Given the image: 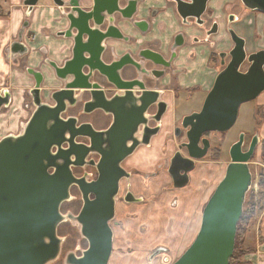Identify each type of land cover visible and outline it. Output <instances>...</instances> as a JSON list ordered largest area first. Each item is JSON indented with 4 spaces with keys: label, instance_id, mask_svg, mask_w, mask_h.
<instances>
[{
    "label": "water",
    "instance_id": "obj_1",
    "mask_svg": "<svg viewBox=\"0 0 264 264\" xmlns=\"http://www.w3.org/2000/svg\"><path fill=\"white\" fill-rule=\"evenodd\" d=\"M86 1L52 0L64 8L67 23L58 35L72 41L69 59L61 64L45 59L62 86L51 91L49 101H45L43 74L28 68L34 78L28 94L33 111L17 135L0 138V264H49L57 260L63 244L57 231L65 221L77 223L86 247L80 255L66 253L64 264H108L119 183L129 175L121 164L138 146H148L160 130V125L149 127L147 122L151 117L159 122L166 104L158 100L159 92L145 88L141 72L148 73L141 68V61L162 68H167L169 61L150 49H126L116 55L113 47L104 45L109 39L129 41L117 21L145 31L146 21L134 17L140 0H89L91 4L82 7ZM37 2L23 0L28 10ZM206 2L175 0L183 20H197ZM240 2L246 9L264 14V0ZM229 33L233 42L229 61L216 75L201 108L182 118L187 141L181 147H185L188 158L176 152L170 161L175 167L168 169L169 174L174 178L180 170L177 163L188 162L175 187L187 182L193 159L206 155L210 143L203 135L228 131L237 120L240 105L264 92V49L247 55L245 40L231 29ZM180 38L178 35L170 48L171 58L182 45ZM26 50L20 38L11 46V52ZM125 70L129 78L123 76ZM109 88L114 92L107 95ZM78 104L84 114L100 110L111 115V122L96 129L91 122L66 114ZM152 104L157 105V112L146 117ZM8 105L9 95L0 93V110ZM258 143L255 133L245 149L242 132L230 146V160L202 209L194 239L170 264H229L237 224L252 186L249 163ZM93 154L98 156L96 161L88 159ZM87 164L97 172L90 181L73 173V168ZM73 186L80 193L81 207L76 215L63 214L60 207L71 199Z\"/></svg>",
    "mask_w": 264,
    "mask_h": 264
},
{
    "label": "crops",
    "instance_id": "obj_2",
    "mask_svg": "<svg viewBox=\"0 0 264 264\" xmlns=\"http://www.w3.org/2000/svg\"><path fill=\"white\" fill-rule=\"evenodd\" d=\"M90 4L91 1L87 0L82 7ZM209 6L213 8V17L217 16L220 23L219 32L216 36H212L211 40L214 43L223 40V44H217L218 46L216 45L215 49H211L209 45L203 42H195V37L202 40V31L181 24L173 0H140L134 17L147 20L149 22L147 30L141 32L129 22L117 21L122 33L128 35L130 39L133 38L134 41L125 43L109 39L104 44L113 47L116 55H118L126 49L137 50L141 49L146 43H152L157 50L167 56L176 34L179 32L185 33V47L178 50L173 71L168 73L162 84L169 88L178 89L179 102L183 104L187 101L184 90L190 87H199L200 91L193 94L190 98L191 102H189L191 105H195L197 111L201 108L205 96L219 72V68L215 64H211L210 54L212 50H217L219 46L225 50L231 48L232 43H230L226 34V17L228 12L236 14L240 9L236 6L234 0H215ZM63 9L55 5L52 0H38L37 4L30 10L23 4V0H0V93L6 92L9 95V105L0 111V138L7 135H17L33 111L31 98L28 94L34 86V78L27 72L28 68L38 69L43 74L44 83L41 88L44 99H47L51 91L62 86V82L55 78L51 67L45 63V59L61 64L71 57L72 41L58 35L67 25L63 17ZM237 15H241L242 20L234 25L232 24V27L246 41L245 47L248 52V48H251V46L248 45L247 39L251 35V42L253 43V37L259 29L258 25L262 26L264 33V14L240 9ZM249 25L252 26L249 27ZM19 38L27 48L26 52H11V46ZM257 43L258 41L255 42V44ZM164 96L172 104V107L163 115L159 133L151 139L147 149H140L139 151L137 149L134 157L127 159L126 162V166L130 170L141 172V180L139 176H134L132 179L133 191L137 193L136 195L147 194V183H144L142 178L146 173L153 170L156 164L162 162L161 159L167 160V158H170L175 150L174 140H169L168 137L178 120L177 118L183 114L178 116L179 102H177L178 99H175V94L168 91L165 92ZM183 104H181L182 107ZM253 113L258 118L256 121L258 124L256 133L259 136L257 149L262 150L264 140V93H261L253 101L249 113L253 125H255V117H252ZM164 146L168 149L165 153L162 152ZM161 152V158H159ZM203 164H205L203 160L197 162L195 169L189 174V185L172 189L170 193L173 197H170V199L167 195L163 196L162 192L159 199H157V203L151 207L152 209H145L144 205L141 204V222H146L149 219L151 223L147 220L148 225L151 224L155 228L158 225V218L162 217L161 209L167 207L165 209L167 211L172 208V211L170 210L171 216L175 217L177 214L178 218L172 229L175 226L174 229H177V232L181 234L180 231L183 229L181 225L184 224L185 229L188 225L184 235H179L178 239L193 240L199 228L204 203L209 197L208 195L206 201L202 199V190L204 189L202 185L205 180L202 169ZM168 179L170 180L169 176ZM159 180L164 182L162 176ZM149 181L157 186V179H149ZM126 223L130 224L132 221ZM258 225V228L246 239L251 244V250L245 255L248 264H264V209L259 217ZM163 230L166 234H169L168 227L163 226ZM161 233L158 232V234ZM144 235L148 236L146 233ZM144 235H142L143 238H145ZM114 246L113 234V249Z\"/></svg>",
    "mask_w": 264,
    "mask_h": 264
},
{
    "label": "rangeland",
    "instance_id": "obj_3",
    "mask_svg": "<svg viewBox=\"0 0 264 264\" xmlns=\"http://www.w3.org/2000/svg\"><path fill=\"white\" fill-rule=\"evenodd\" d=\"M234 2H237V0H234ZM251 26L252 25H249V27ZM261 27H262L261 25H258L259 29L258 32L256 33V38H255V42L258 41L257 44H255L254 40H253L254 44L251 42L252 40L251 35L247 39L248 45L251 46V48L250 47L248 48V52L250 53L256 52L259 49H264V33ZM214 61H216V59H214ZM243 69H245V67H243ZM48 99L49 96L47 97V99L45 98L44 100H48ZM179 101L180 99L177 100V102ZM253 101L254 100L245 102L240 105L237 120L235 124L228 131L224 133L210 132L206 135L207 138L211 141L212 146L217 145L216 147L220 149V153L216 154L215 150L211 149L205 155V157L201 159L205 162V164H203L204 167L202 168L205 174L204 175L205 180L203 181L204 184L202 185L204 189L202 190V188H200V190H202L203 192L202 193L203 201H206L208 195L210 196L212 194L216 184L221 179L225 167L230 160L228 154L229 147L234 141L237 140L238 134L244 132L245 140H246L245 142L249 143L251 141L252 136L255 135V133L258 131L257 129L258 124L256 123L258 119L257 116H255L253 113L252 117H255L254 118L255 125H253V121L251 120V116L249 114L252 108ZM189 102H191L190 99L187 100L185 104H183L182 102L178 103L179 104L178 116L180 114L183 115L177 118L178 120L175 122V125H180V119L182 118V116L196 110L195 105H191ZM180 103L183 104L184 106L182 107ZM5 108L6 107H3L1 110ZM81 109H82L81 104H78L76 107L69 109L66 114L77 116L79 121L91 122L97 129L106 128V126L110 121V116L103 115L99 110H96L90 114H84L81 112ZM182 140H184L182 134L181 136L177 137V139H172V141L174 142L175 150H177L178 148L177 143H179ZM147 147L148 146L146 145H141V147L138 148V151L140 149L141 150L145 148L147 149ZM257 147L249 163L253 182L251 189L249 190L247 195L250 194V192L252 191H254V193L258 191L255 190V186L258 188L257 186L258 173L261 169H264L263 168L264 163L262 162L260 156L262 150H260V148L257 149ZM166 150H168L166 146L162 147V152L165 153ZM162 152L159 154V158H161ZM90 157L94 159L96 155L93 154ZM133 157L134 154L130 155L128 157V160L129 158H133ZM170 158H167V160L161 159L162 162L156 164L155 168H153V170L155 169V171H157V175L156 177H153L151 179H157V186H154L153 183H150L149 180L145 179L147 180L146 182L147 194L142 195L144 196L143 199H145V201L141 203L144 205L145 209H150L155 203H157V199H159V196L162 192H163V196L167 195L169 199L170 197H173L170 191L172 189L174 190L175 187L172 186L171 181L168 179L169 175H167L168 172L166 169L170 161ZM160 165L162 169L158 168V166ZM126 168L129 169L128 166H126ZM92 169L93 168H83V169L80 168L79 170H75V174H77V176H80L84 174V172L89 173L90 171L91 173ZM153 170H151L149 174H151ZM161 176L164 178V182H161L159 180ZM89 178H91V175L89 176ZM80 206H81L80 193L76 187H73L71 189V199L63 203L61 207V213L63 214L72 213L76 215L80 209ZM166 208L167 207L161 209L162 217L158 218V225L155 228H153L151 224L148 225V222L151 223V220L149 221V219H147L148 222L147 220L146 222H141L142 210L139 204L136 205L127 204L125 207L122 204H118L117 220L122 222V226H117L113 224L115 246L112 251L113 253L110 256L108 264H170L173 261H175L182 253V251L189 245V243H191L192 240L191 239L183 240L181 238L178 239L179 235L181 234L184 235V231L187 229L188 225H186V229L184 224L181 225L183 226V229L180 231L181 234L177 232V229H174L175 226L172 229V226L175 225V221L176 222L178 221L177 214L175 217L171 216L170 212L172 211L171 210L172 208L168 209L167 211L165 210ZM127 221H132V223L127 224L126 223ZM163 226L169 228V230H167L169 234H166L164 232ZM253 231L246 234L242 242L240 243V246L245 250H251V244L249 241L247 242L246 239L248 235H250ZM158 232H162V233L158 234ZM57 233L61 238H63L61 252L58 259L49 264H64L66 253L72 251L76 255H80L81 251L86 247V241L80 236L77 223L71 221L62 222L58 227ZM145 233L148 236L144 235ZM142 235H144L145 238H143ZM158 249H161V251H158Z\"/></svg>",
    "mask_w": 264,
    "mask_h": 264
},
{
    "label": "flooded vegetation",
    "instance_id": "obj_4",
    "mask_svg": "<svg viewBox=\"0 0 264 264\" xmlns=\"http://www.w3.org/2000/svg\"><path fill=\"white\" fill-rule=\"evenodd\" d=\"M142 1V0H141ZM183 1H188V0H183ZM215 0H207L206 2V7H205V10L204 12L201 14V16L196 20L195 18L193 17H188L186 18L185 20H183L181 18V16L178 14L177 12V9H176V13L180 19V22L181 24H183L184 26H191V27H195L197 28L196 30L197 31H202L203 33V36H202V40H199L198 37H195V42L197 43H201L203 42L204 44H207L210 46L211 49H215L216 45L217 44H223V40L219 43H214L212 40H211V37L212 36H216L217 33L219 32V29H220V23L219 21L217 20V16L214 18L213 17V8L211 6H209V4H211L212 2H214ZM140 2V1H139ZM174 4H175V7H176V3H175V0H173ZM236 3V6H238L240 9H242V11H251V10H248L246 9L240 2V0H237ZM237 7V8H238ZM240 9L238 10V12L240 11ZM237 12V13H238ZM251 12H259V11H251ZM237 13L235 14L234 12H228L227 14V17H226V20H227V29H226V34H227V37L230 41V43H232V46L231 48H229L228 50H225L224 48L220 47L217 49V50H212L211 54H210V62L211 64H215V66H217L219 68V71H221L223 69V67L226 65V63L229 61L230 59V56L228 54V52L232 49L233 47V42L231 40V36H230V33H229V30H233L234 31V27H232V24L234 25L236 22H240L242 19H241V15H237ZM242 14V13H241ZM141 20H145V19H141ZM146 21V24H147V28L149 26V22L147 20ZM147 28L145 29V31L147 30ZM144 32V31H143ZM235 32V31H234ZM236 33V32H235ZM237 34V33H236ZM178 35H181L182 38H180V41L182 42V45L177 47L175 50H174V54L175 56L173 58H171V47H169V53L167 56H165L160 50H157L156 47H154L155 45H153L152 43H146L145 45H143L141 47V49H150V50H153V51H156L158 53H160L165 59H167L169 61V66L167 68H162L161 66H156L154 65L152 62L150 61H141V68L146 71L148 74H144V72H141V81L143 82L144 86L146 89H149V90H154V91H157L159 92V97H158V100L159 101H162L166 104V111L164 112V114L172 107V104L166 100L164 94L165 92H172L173 94H175V99H179L180 97L178 96V89H173V88H169L168 86L166 87V85H163L162 82H163V79L165 77H167L168 73L172 72L173 71V68H174V61H175V58L177 56V53H178V50L182 49L183 47H185V40H186V35L185 33L183 32H179L178 34H176V36L174 37L173 39V42H172V45L174 44V41L176 39V37ZM238 35V34H237ZM256 38V35L253 37V40H255ZM134 41V39H130L129 38V41L127 43H130ZM106 47H108L106 44H104ZM171 45V46H172ZM245 45H246V41H245ZM218 46V45H217ZM111 47V46H109ZM128 50V49H127ZM245 50H246V47H245ZM246 53L247 55L250 54V52H247L246 50ZM214 59H216V61H214ZM217 62V64H216ZM131 70V69H130ZM128 70H125L123 71V76L124 77H127L129 78V72H127ZM162 72V74H158L157 76H154L151 74V72ZM134 72V71H133ZM151 74V75H149ZM135 76V74H134ZM102 83L105 85L104 81H102ZM111 89V88H109ZM200 89L199 87H190V88H187L184 90V92H186V100H189L190 98H192L193 94H195L196 92H199ZM114 90L111 89V90H108L107 91V95H110L111 93H113ZM177 93V94H176ZM188 98V99H187ZM100 111V110H99ZM196 111V110H194ZM193 111V112H194ZM198 111V110H197ZM103 115H106V116H110V121L109 123L111 122L112 118H111V115H107V114H104L102 111H100ZM157 112V105L156 104H152L151 106H149V108L147 109L146 111V117H151L153 116L155 113ZM192 113V112H190ZM189 113V114H190ZM163 114V115H164ZM163 115L160 119V121L158 122L157 120H154L152 117L148 120L147 124L149 127H155V126H159L160 125V129H161V126H162V118H163ZM187 115V114H186ZM185 116V115H184ZM183 118V116H182ZM182 118L180 119V125H175L173 127V130H172V133L170 135V137H168L169 140H172V139H177V137L181 136V134L183 135L184 137V140L180 141L178 144V148L177 150L174 151L173 155L171 156V158L174 156V154L176 152H179L180 155L183 157V158H188V154H187V151L185 149V147H181V145L187 141L186 139V135H185V132L186 130L182 128L181 126V121H182ZM108 123V125H109ZM107 125V126H108ZM94 126V125H93ZM106 126V127H107ZM95 127V126H94ZM97 129V128H96ZM160 131V130H159ZM208 133L204 134L203 136L207 138V135ZM157 135V134H156ZM154 137V136H153ZM152 137V138H153ZM238 137H239V134H238ZM151 138V139H152ZM238 140V138H237ZM236 140V141H237ZM245 135H244V148L246 149L249 145V143L245 142ZM151 142V140H150ZM235 142V141H234ZM233 142V143H234ZM209 148H208V151L207 153L209 152V150H215L216 154L220 153V149L218 147H216L217 145H214L212 146L211 145V141L209 140ZM232 143V144H233ZM231 144V145H232ZM230 145V146H231ZM141 147L138 146L136 148V150ZM230 148V147H229ZM135 150V151H136ZM135 151L133 154H135ZM206 153V154H207ZM132 154V155H133ZM205 157V156H204ZM204 157H202L201 159H203ZM171 158H170V161H171ZM88 159H92L91 157H89ZM95 159V160H94ZM93 160L96 161L98 159V156L96 155V157L94 158ZM127 159L128 157L122 162L121 166L129 173L128 177H124L120 183H119V192L117 194V201H116V205H115V218H114V222L111 223V227H112V230H113V234H114V229H113V224L117 225V226H122V222L121 221H118L117 220V205L118 204H122L124 207L129 204H133V205H136V204H139L141 206V203L143 201H145V199H143L144 196H142L141 194L140 195H136L134 192H133V184H132V179L134 176H139L140 180H141V172L137 171V170H130V169H127L126 168V165L125 163L127 162ZM201 159H198V160H195L193 159V167L191 169H189L187 171V182L185 183V185L183 186H186L190 181V178H189V174L191 173V171H193L196 167V164L198 161H200ZM169 161L166 169H167V172H168V169L169 168H174L175 166H171V162ZM184 162L183 163H177V168L180 169L179 170V174H174V178L169 174V177H170V180H171V184L172 186H174V182L175 180L178 181V179H181L180 175H184L185 171L183 169H185V163L188 162L186 160H183ZM80 168H93L92 169V172L90 173H87V172H84V174L80 175V176H77V174H75V170H79ZM159 169H162L161 165L158 166ZM174 172V171H173ZM73 173L75 176L77 177H81V176H85L87 178V180H92V179H95L97 177V172H96V169L92 166V165H84L83 167H77V168H73ZM91 175V178H89V176ZM157 175V171H155V169L153 170V172L151 174L147 173L142 179L144 181V183L147 182V180L153 178V177H156ZM147 179V180H145ZM181 186V187H183ZM74 187V186H73ZM72 187V188H73ZM175 187V186H174ZM71 188V189H72ZM176 188V187H175ZM174 188V189H175ZM63 205V204H62ZM61 205V207H62ZM61 207H60V211H61ZM81 207V206H80ZM113 251V250H112ZM158 251H161V249H158Z\"/></svg>",
    "mask_w": 264,
    "mask_h": 264
},
{
    "label": "trees",
    "instance_id": "obj_5",
    "mask_svg": "<svg viewBox=\"0 0 264 264\" xmlns=\"http://www.w3.org/2000/svg\"><path fill=\"white\" fill-rule=\"evenodd\" d=\"M261 159L264 163V140ZM257 184L258 191L256 193L252 191L250 194L246 195L243 213L237 224L235 246L229 264H248V261L245 259V255L249 252V250L243 249L240 246V243L246 234L255 230L259 226V216L264 209V169H261L258 173Z\"/></svg>",
    "mask_w": 264,
    "mask_h": 264
},
{
    "label": "built area",
    "instance_id": "obj_6",
    "mask_svg": "<svg viewBox=\"0 0 264 264\" xmlns=\"http://www.w3.org/2000/svg\"><path fill=\"white\" fill-rule=\"evenodd\" d=\"M24 124H25V123H24ZM257 189H258V188L255 186V190H256V191H257Z\"/></svg>",
    "mask_w": 264,
    "mask_h": 264
},
{
    "label": "bare ground",
    "instance_id": "obj_7",
    "mask_svg": "<svg viewBox=\"0 0 264 264\" xmlns=\"http://www.w3.org/2000/svg\"><path fill=\"white\" fill-rule=\"evenodd\" d=\"M224 174V173H223ZM223 176V175H222Z\"/></svg>",
    "mask_w": 264,
    "mask_h": 264
}]
</instances>
